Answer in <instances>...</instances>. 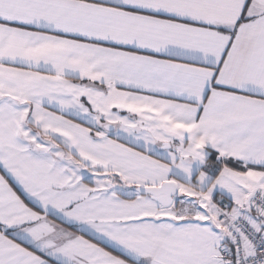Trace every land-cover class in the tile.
<instances>
[{
    "label": "snow or ice",
    "instance_id": "1",
    "mask_svg": "<svg viewBox=\"0 0 264 264\" xmlns=\"http://www.w3.org/2000/svg\"><path fill=\"white\" fill-rule=\"evenodd\" d=\"M0 264H264V0H0Z\"/></svg>",
    "mask_w": 264,
    "mask_h": 264
}]
</instances>
